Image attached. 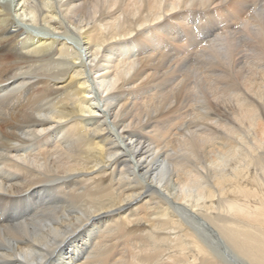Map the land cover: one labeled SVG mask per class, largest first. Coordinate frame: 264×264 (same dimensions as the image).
I'll list each match as a JSON object with an SVG mask.
<instances>
[{
    "label": "bare ground",
    "instance_id": "obj_1",
    "mask_svg": "<svg viewBox=\"0 0 264 264\" xmlns=\"http://www.w3.org/2000/svg\"><path fill=\"white\" fill-rule=\"evenodd\" d=\"M0 264H264V0L1 1Z\"/></svg>",
    "mask_w": 264,
    "mask_h": 264
},
{
    "label": "rangeland",
    "instance_id": "obj_2",
    "mask_svg": "<svg viewBox=\"0 0 264 264\" xmlns=\"http://www.w3.org/2000/svg\"><path fill=\"white\" fill-rule=\"evenodd\" d=\"M1 1H4V0H1ZM29 28H30V27H29ZM209 28H211V27H209ZM209 28H208V29H209ZM208 35H209V36L205 35L204 40H202V43L199 44V45H201V47L198 45L199 48H203V47H204V45L206 44V41H205V40L214 37V35H210V32L208 33ZM209 37H210V38H209ZM203 43H204V44H203ZM161 65H162V64H161ZM180 77H181V76H180ZM180 77H179V75L176 76V78H177L178 80H180V79L183 78V77H182V78H180ZM174 78H175V77H174ZM174 78H173V75L170 76V75H166V74H164V76H162V78H161L162 80H161V79L159 80V81H160V82H159V85H160V84H161V85L163 84L162 87H161V85H160V86L158 85L159 89L161 88L160 91H162V90H164V89H169V86H171V85H172V86L175 85V83H176L178 80L175 81L176 78H175V79H174ZM171 79L174 80V82H175V83L173 82L174 84L172 83V80H171ZM164 81L166 82V84H165ZM167 81H168V82H167ZM169 82H170V83H169ZM192 82H193V81H192ZM192 82H191V83H192ZM164 85H166V87H167V85H168V87H167V88H166V87L163 88ZM188 94H189V95H190V94H193V92H189V93H187V94L184 96V99H183L182 101H180L178 104H177V103L171 104V106L174 107V108H176L177 110L180 111L181 107H184V105H185L186 103L188 104V103L190 102V101H188V99L190 98ZM190 96H191V95H190ZM185 102H186V103H185ZM176 104H177V105H176ZM179 105H180V106H179ZM172 107H171V108H172ZM181 111H182V112H185V107L182 108ZM177 112H178V111H177ZM175 113H176V112H175ZM175 113H174V115H175ZM176 114H177V113H176ZM187 114H188V112H187ZM180 116L183 117V115H180ZM180 116H179V115H176V117H175V118L178 119V123L175 124V121H174L175 118H174V120L172 119L173 122H170V124H172V125L174 124V125H173V128H174V129L172 130V133H173V132H177L178 129H180V127H182V126H180V122H179ZM178 117H179V118H178ZM186 117H187V118H186ZM186 117L182 120L183 125H184L185 123H188V122H189L188 119H190V117L188 118V115H187ZM185 119H186V120H185ZM185 121H186V122H185ZM160 146H164V145H160ZM152 147H154V145H152ZM155 149H156V147H155Z\"/></svg>",
    "mask_w": 264,
    "mask_h": 264
},
{
    "label": "snow or ice",
    "instance_id": "obj_3",
    "mask_svg": "<svg viewBox=\"0 0 264 264\" xmlns=\"http://www.w3.org/2000/svg\"><path fill=\"white\" fill-rule=\"evenodd\" d=\"M102 211H111L110 209H102Z\"/></svg>",
    "mask_w": 264,
    "mask_h": 264
}]
</instances>
